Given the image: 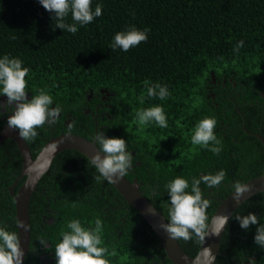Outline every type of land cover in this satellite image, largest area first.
Returning <instances> with one entry per match:
<instances>
[{"label":"trees","instance_id":"1","mask_svg":"<svg viewBox=\"0 0 264 264\" xmlns=\"http://www.w3.org/2000/svg\"><path fill=\"white\" fill-rule=\"evenodd\" d=\"M96 3L102 15L73 35L54 28L52 14L38 0H0V56L19 57L30 69L29 99L46 88L53 106L62 108V119L38 128L35 140L27 141L33 157L63 128L90 141L97 130L122 137L133 154L125 177L142 183L141 191L166 220L169 181L182 176L191 182L224 169L221 185H200L211 202V220L234 182L245 183L264 169L261 141L244 130L264 136V0H93V7ZM67 22L72 23L70 16ZM133 25L149 28L148 40L127 52L113 51L112 37ZM240 40L244 46L233 52ZM145 80L167 85L171 95L147 97ZM157 104L167 114L168 127H138L135 111ZM68 115L70 126L64 125ZM206 116L217 120L214 131L223 143L219 156L191 143L195 124ZM4 125L0 118V132ZM51 126L59 129L52 134ZM21 171L19 149L6 139L0 144V223L17 234L9 188ZM95 175L82 153L58 154L30 202L31 243L23 264H55V245L66 222L75 218L94 227L97 217L103 221L110 264H173L151 225ZM249 212L264 222V191L233 213L214 264H247L249 257L264 264V249L254 242L257 226L241 229L236 219ZM178 241L191 257L201 245L195 239Z\"/></svg>","mask_w":264,"mask_h":264},{"label":"clouds","instance_id":"2","mask_svg":"<svg viewBox=\"0 0 264 264\" xmlns=\"http://www.w3.org/2000/svg\"><path fill=\"white\" fill-rule=\"evenodd\" d=\"M43 8L52 14L55 21L54 28L75 35L80 27H84L102 15V5L93 0H38ZM72 23H68V18ZM150 29H139L129 26L123 31L117 32L113 37L110 48L127 52L130 48L137 47L141 42L148 40ZM244 46V41H238L233 52L238 53ZM30 69L23 66L19 57L8 54L0 56V97L6 100L0 102V118L7 113V126L18 130V135L24 141L35 140L37 129L47 125H55L59 120L62 108L57 103L53 106V96L46 88H41L31 99H28L26 91ZM147 97L165 100L171 93L167 85L160 82L143 81ZM144 102V95L139 98ZM134 123L138 127L156 125L159 128L168 127L167 114L162 105H154L135 111ZM217 120L214 116H206L195 124L191 133V143L200 146L219 156L223 150V143L218 138L214 129ZM91 141L97 146L98 151L88 157L98 175L94 176L96 182L107 181L109 184H117L125 177L133 167V154L128 150V143L122 137H107L103 131L97 132L91 137ZM57 143L49 145L48 151L55 152ZM39 161V157L37 158ZM50 164L45 159L30 166L29 171L42 174ZM226 177V170L221 169L215 174H206L198 179H188L177 176L169 181L165 187L169 200L167 207V222L159 227L166 231L170 238L175 240L195 239L199 244L205 243V238L211 235H219L228 223L227 215H217L209 220L207 209L210 200L206 198L200 188L204 183L208 188L215 189L221 185ZM234 200L239 202L244 193L251 191L249 184L236 181L232 184ZM241 229H248L250 225H256L254 242L264 249V222L253 212L244 216H236ZM17 227L29 229V225L17 220ZM66 231L62 230V239L55 245V264H110L107 259L108 249L103 246L102 232L103 221L97 217L94 227H85L79 219H71L66 222ZM46 244V240H40ZM206 264H212L215 256L210 247L201 249ZM24 251L20 239L15 231H10L6 225L0 223V264H23ZM200 257H197L199 261ZM247 264H257L251 257L247 258Z\"/></svg>","mask_w":264,"mask_h":264},{"label":"water","instance_id":"3","mask_svg":"<svg viewBox=\"0 0 264 264\" xmlns=\"http://www.w3.org/2000/svg\"><path fill=\"white\" fill-rule=\"evenodd\" d=\"M244 130L248 134L256 136L261 141L264 147V136L262 134H253L249 132L245 126ZM6 139H12L15 141L22 158L21 174L15 180L14 184L9 188V192L15 201L16 220L19 219L25 224L29 225L28 230H25L24 228H18V236L20 239L21 247L24 251V263L31 243V218L29 206L32 196L37 190L38 183L40 182L42 177L49 171L59 153L66 150H75L82 153L88 158L94 155L98 151V148L92 141L88 140L87 138L67 133L52 137L39 151L37 156L33 157L27 141H24L19 137L18 130L10 129L6 125L0 132V144ZM53 142L57 143L58 148L55 152H49L48 147ZM38 157L39 161L37 160ZM45 159L50 160V164L42 174H38L36 171H29L31 165L37 162L42 163ZM22 178H24L25 181L18 189V191L15 192V188ZM245 183L250 185L251 191L244 193L239 202L234 200V194L233 192H231V194L227 198L221 200L211 220H213L217 215H227L230 220L233 213L244 202H246L252 196L263 192L264 169L263 173L260 176L252 178ZM112 185L123 196L125 201L133 208H135L151 225L160 241L161 246L166 252L167 258L173 264H206L201 252V249L205 247L211 248L213 255L216 257L212 264L215 263L218 255L220 254L221 241L223 238L224 230L228 223L224 226L219 235L214 236L210 234L209 236H207L205 238V243L203 245H200L197 254L191 257L183 250L178 240L170 238L169 234L159 227L161 223H166L167 220L165 216H163L161 212L147 199V197L144 195V191H141L142 183L138 182L137 179L130 181L126 177H123L119 183ZM198 256L200 257L199 261H197Z\"/></svg>","mask_w":264,"mask_h":264},{"label":"flooded vegetation","instance_id":"4","mask_svg":"<svg viewBox=\"0 0 264 264\" xmlns=\"http://www.w3.org/2000/svg\"><path fill=\"white\" fill-rule=\"evenodd\" d=\"M6 100V97H0V102H3V101H5ZM88 112H90L88 109H86V113H88ZM10 113H7L2 119L6 122L7 121V116L9 115ZM63 118V113H61V116H60V118L59 119H62ZM65 120V122H64V125H66V126H70V123H71V117H70V115H68L67 116V118L66 119H64ZM6 125H7V123H6ZM6 125H4V127L6 126ZM52 127V134H54V131L55 130H58L59 128L58 127H54V126H51ZM4 129V128H3ZM2 129V130H3ZM1 130V131H2ZM60 131V130H59ZM60 133L61 134H67L68 132H65V128H63V130H61L60 131ZM60 134V135H61ZM55 137V136H54ZM28 143V142H27ZM17 145V144H16ZM29 145V144H28ZM29 147H30V145H29ZM30 150H31V148H30ZM31 153H32V151H31ZM39 153V152H38ZM21 155V154H20ZM33 156V155H32ZM52 167V166H51ZM50 170V169H49ZM46 247H48L47 245H46ZM42 257H44V255H42Z\"/></svg>","mask_w":264,"mask_h":264}]
</instances>
